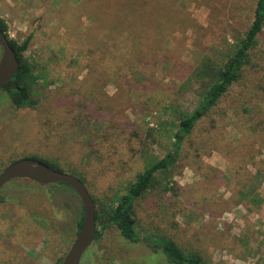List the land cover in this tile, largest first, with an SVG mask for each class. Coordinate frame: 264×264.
I'll use <instances>...</instances> for the list:
<instances>
[{"label": "rangeland", "instance_id": "rangeland-1", "mask_svg": "<svg viewBox=\"0 0 264 264\" xmlns=\"http://www.w3.org/2000/svg\"><path fill=\"white\" fill-rule=\"evenodd\" d=\"M255 2L175 0L191 24L169 33L170 61L163 57L155 78L128 73L115 82L107 73L112 61L93 43L88 0H0L10 37L33 36L28 56L44 75L36 108L0 104V174L13 161L39 156L83 177L98 204L123 195L172 149L164 105L187 93L195 98L191 90L180 97L182 81L210 50L221 52L225 40L245 31ZM256 55L260 70L248 71L198 123L169 181L158 173L155 188L137 201L141 241L106 230L81 264H170L147 240L163 234L205 264H264V36ZM47 187L13 180L0 190V264H57L70 251L81 199L70 187Z\"/></svg>", "mask_w": 264, "mask_h": 264}, {"label": "trees", "instance_id": "trees-1", "mask_svg": "<svg viewBox=\"0 0 264 264\" xmlns=\"http://www.w3.org/2000/svg\"><path fill=\"white\" fill-rule=\"evenodd\" d=\"M174 2L175 0H88L92 9L94 8V12L89 14L95 18L91 31L97 32L93 43L98 47L100 55L103 54L105 63L112 61L107 66V73H111L110 79L116 82L128 73L138 78L145 75L146 78L157 77V67L163 62V57L166 56L167 61L172 57L166 55L171 51L168 45V38L171 36H168L169 33L177 27L185 29L191 24L190 19L184 16L183 8H179ZM0 29L9 39L20 62V70L0 93V104L9 102L17 110L34 109L40 103L36 98V89L44 75L36 61L28 56L33 36L29 35L22 42L12 39L9 26L3 18H0ZM263 36L264 0H256L252 21L245 31L233 36L232 42L225 40L226 46L223 50L220 49L221 52L210 50L188 78L182 81L179 91L184 93L180 97L191 90L190 93H193L195 98L189 100L191 94L187 93V97L175 102L172 100V103L164 105L163 131L171 133L172 149L167 151L163 159L151 163L140 173L120 197L102 205L92 196L97 206L95 241L101 239L104 231L113 228L129 243L141 241L137 233V201L155 188L158 173L163 171V181H169L174 175L173 169L178 163L184 143L193 135L198 123L213 114L230 91L247 77L248 71L260 70L255 60L259 56L256 52ZM111 65H114L117 71L111 70ZM165 115L171 117L164 118ZM28 158L63 172L55 162L39 156ZM14 162L16 161L11 164ZM68 174L76 176L86 185V180L77 173ZM67 187L69 188L60 183L47 188L60 190ZM170 189L168 183L163 186V192H169ZM251 191L244 195L248 197ZM83 222L84 210L78 222V234ZM147 240L150 249L164 254L170 264H205L201 254L185 251L165 234L149 235ZM62 262L63 259L57 264Z\"/></svg>", "mask_w": 264, "mask_h": 264}, {"label": "water", "instance_id": "water-1", "mask_svg": "<svg viewBox=\"0 0 264 264\" xmlns=\"http://www.w3.org/2000/svg\"><path fill=\"white\" fill-rule=\"evenodd\" d=\"M0 93L16 76L20 70V62L9 39L0 29ZM28 180L42 186L65 184L73 189L80 197L84 222L76 241L64 258L62 264H81L86 252L95 242L96 237V202L90 194L87 186L76 176L58 171L50 166L29 158L18 160L8 166L0 175V190L10 181Z\"/></svg>", "mask_w": 264, "mask_h": 264}, {"label": "flooded vegetation", "instance_id": "flooded-vegetation-1", "mask_svg": "<svg viewBox=\"0 0 264 264\" xmlns=\"http://www.w3.org/2000/svg\"><path fill=\"white\" fill-rule=\"evenodd\" d=\"M91 247H92V246H91ZM91 247H90V248H91ZM88 251H89V250H88ZM88 251H87V252H88ZM87 252H86V253H87Z\"/></svg>", "mask_w": 264, "mask_h": 264}]
</instances>
